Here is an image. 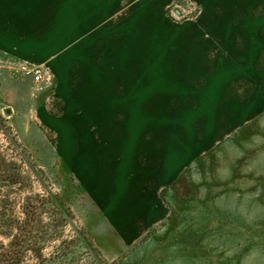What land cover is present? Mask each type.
<instances>
[{
    "label": "rangeland",
    "instance_id": "1",
    "mask_svg": "<svg viewBox=\"0 0 264 264\" xmlns=\"http://www.w3.org/2000/svg\"><path fill=\"white\" fill-rule=\"evenodd\" d=\"M17 236L16 264H264V0H0Z\"/></svg>",
    "mask_w": 264,
    "mask_h": 264
},
{
    "label": "trees",
    "instance_id": "2",
    "mask_svg": "<svg viewBox=\"0 0 264 264\" xmlns=\"http://www.w3.org/2000/svg\"><path fill=\"white\" fill-rule=\"evenodd\" d=\"M22 240L16 237L8 245L0 242V264H16L22 254Z\"/></svg>",
    "mask_w": 264,
    "mask_h": 264
},
{
    "label": "built area",
    "instance_id": "3",
    "mask_svg": "<svg viewBox=\"0 0 264 264\" xmlns=\"http://www.w3.org/2000/svg\"><path fill=\"white\" fill-rule=\"evenodd\" d=\"M32 79L35 83H40L42 81V73L41 71H34L31 73Z\"/></svg>",
    "mask_w": 264,
    "mask_h": 264
}]
</instances>
